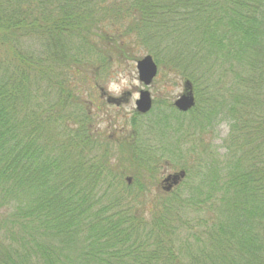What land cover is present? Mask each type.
Wrapping results in <instances>:
<instances>
[{"label": "trees", "instance_id": "1", "mask_svg": "<svg viewBox=\"0 0 264 264\" xmlns=\"http://www.w3.org/2000/svg\"><path fill=\"white\" fill-rule=\"evenodd\" d=\"M139 52L190 82L197 104L136 113L134 128L163 141L119 145L74 83ZM222 116L225 156L205 140ZM162 147L187 179L139 212ZM0 264H264V0H0Z\"/></svg>", "mask_w": 264, "mask_h": 264}, {"label": "rangeland", "instance_id": "2", "mask_svg": "<svg viewBox=\"0 0 264 264\" xmlns=\"http://www.w3.org/2000/svg\"><path fill=\"white\" fill-rule=\"evenodd\" d=\"M137 57V61L140 60L141 58L147 56L145 53L143 52H139ZM119 64V65H124L126 67H131L127 62H117L114 59V62H111V65L107 66V70L104 71V74H102L99 78L98 81H89L87 84L83 83L81 80H78V83H74V86L78 87L79 89L82 88V90L84 91V99L87 102L91 103V108L87 107L88 109H91L92 114H94V118H96V123L97 120L99 118V114L101 112H104L106 114V119L109 120V125L108 128H106L105 134H107V139H109L110 136L113 135V130L116 131L115 134V138L116 140H120L121 143L120 144H131L132 142H134L135 140H137V136L140 135V133L142 135H144V133H147V142L150 143H161L163 140L161 137L158 136V134H155V136L153 135L154 130L149 131L148 129H144L140 126V124L138 125V127L134 128L133 126V118L135 116V114L137 113L136 108L133 110L132 114L129 115L127 112H123V103H126L129 101L130 96H131V92L129 91H125V93L123 94V96L121 98H114L111 97L110 95H108L107 91L99 85V82L101 80L106 82L107 77L110 75L111 70H112V66L113 64ZM137 71V69H136ZM162 69L159 68V74L158 77L155 79L153 85L148 89L146 87H144L142 90H149L153 99V107L151 112L149 113L154 114L151 117H149L148 119H152L155 115L159 114V110H164V103L165 102H170L172 104H174V102L178 99L176 96H173L168 90V85L174 84L175 80L170 79V73L167 72H161ZM138 74V72H137ZM173 77L177 76L175 74H172ZM181 80L184 81V84L186 82V80L182 79L180 77ZM164 89L163 91L161 89ZM142 90H137V89H133V91H142ZM184 93H185V86H184ZM182 95V94H181ZM111 97L113 99H116V101L119 103L117 104H110L107 102V98ZM197 104V103H196ZM200 104L202 105V102H200ZM196 107V106H195ZM119 109V111H118ZM157 111V112H156ZM112 112H115V115L117 117H121L122 118V123L119 124V126L116 128L114 127V125H117V120L113 119L112 117ZM180 113V112H179ZM147 114V115H149ZM180 114H184L187 115L188 113H180ZM144 115V116H147ZM143 116V115H141ZM227 118H225L224 116H222V118H218L216 120H214V127H212L211 130H209L208 134L205 135V140L207 141L206 144H210L211 147L217 151L218 154H220L221 156H225L227 153V149H226V140L229 136V132H230V122H228V120H226ZM181 122H183V127L181 130L182 132L185 134V138L183 140V142H186L184 144L185 146V150L187 154H193L194 153H189L193 150V148L197 147V138L195 137V139H193L191 137L193 130L189 132V122L188 120H184ZM221 125H225V127H222ZM173 129L170 132H174L178 129H180V123L178 121H173L172 123ZM116 128V129H114ZM173 143H174V139H172ZM136 143V142H135ZM169 141L167 142V145H169ZM156 146H160V144H156ZM115 150H113L111 153L113 156V159L111 160V163L116 165V169H119V177L121 179L120 181V185L122 186L124 183L130 187H132V185L136 184V177L134 174H136L130 167L129 165L125 162L123 164V162L121 161V150H116L118 148H114ZM160 155H164V158L160 157V161H161V171H160V177L155 181L152 182L146 178H143V180L140 181V184H143L144 186H146L147 188H149L151 185H154L153 187H151L149 189L148 192H146L145 194H140V197L138 196V198L136 199V201H132L134 202L135 207L138 209L139 212H148L149 208H151V204L153 202H156L160 197H162L163 195H170V193H166L164 192L163 189V181L166 179L167 176L171 175V174H176L179 173L182 170L181 168V159L177 157L176 154H172L171 152H165L163 150V147L160 150ZM128 152L127 149H124L123 154H126ZM166 154V157H165ZM176 155V156H175ZM190 156V157H192ZM143 176H150L149 173L144 172ZM128 179H131V183L128 182ZM187 179V174L185 179L179 184V186H177L172 192L174 193L175 191H179V189H182V187H184V183L185 180ZM187 182V181H186ZM150 185V186H149ZM136 188L137 185H135ZM134 188V189H136ZM171 192V194H172ZM133 193V191H132ZM134 193H138V191H135Z\"/></svg>", "mask_w": 264, "mask_h": 264}, {"label": "clouds", "instance_id": "3", "mask_svg": "<svg viewBox=\"0 0 264 264\" xmlns=\"http://www.w3.org/2000/svg\"><path fill=\"white\" fill-rule=\"evenodd\" d=\"M128 64L131 66L130 68L114 63L106 82L101 80L99 85L107 91L108 95L114 98H121L126 90L131 92L129 101L123 103V112H127L131 115L133 110L136 108L137 100L140 98V91H133V89L142 90L144 88V84L141 83V79L137 74L136 61L129 60ZM169 78H174L175 83L168 85L167 90L178 99L181 98V94L184 93V81L178 76L173 77L172 74H170ZM161 90L163 91L164 89L162 88ZM112 117L118 122L117 125H114V127H118L119 124L122 123V118L117 117L115 112H112ZM109 123V120L106 119V114L101 112L95 127L103 132L106 128H108ZM221 126L225 127V125Z\"/></svg>", "mask_w": 264, "mask_h": 264}, {"label": "water", "instance_id": "4", "mask_svg": "<svg viewBox=\"0 0 264 264\" xmlns=\"http://www.w3.org/2000/svg\"><path fill=\"white\" fill-rule=\"evenodd\" d=\"M136 69L138 72V76L141 79V83L144 84V87L149 88L154 80L157 78L159 73V68L154 60V58L150 55H147L136 63ZM185 93L181 95V98L177 99L174 102V107L181 113H188L193 110L196 106V100L193 92V87L190 82L185 83ZM108 103H115L114 99L109 98ZM153 107V99L151 93L148 90L140 91V98L137 100L136 111L140 115H147L151 112ZM186 172L181 171L176 174H171L166 177L163 181L164 191L171 192L173 188L179 186V184L185 179ZM128 182L131 183V179H128Z\"/></svg>", "mask_w": 264, "mask_h": 264}, {"label": "flooded vegetation", "instance_id": "5", "mask_svg": "<svg viewBox=\"0 0 264 264\" xmlns=\"http://www.w3.org/2000/svg\"><path fill=\"white\" fill-rule=\"evenodd\" d=\"M152 85H153V83H152ZM152 85H151V86H152ZM151 86H150V87H151ZM150 87H149V88H150ZM149 88H148V89H149ZM148 91H149V90H148ZM149 92H150V91H149ZM109 98H111V97H108L107 100H108ZM111 99H113V98H111ZM114 100L116 101V99H114ZM107 102H108V101H107ZM116 102H117V101H116ZM110 104H113V103H110ZM117 105H118V104H117ZM164 187H165V185H163V189H164Z\"/></svg>", "mask_w": 264, "mask_h": 264}]
</instances>
